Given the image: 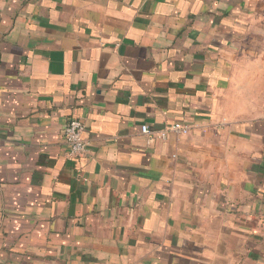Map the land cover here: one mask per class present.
<instances>
[{
    "label": "crops",
    "instance_id": "1",
    "mask_svg": "<svg viewBox=\"0 0 264 264\" xmlns=\"http://www.w3.org/2000/svg\"><path fill=\"white\" fill-rule=\"evenodd\" d=\"M252 5L0 0V264H264Z\"/></svg>",
    "mask_w": 264,
    "mask_h": 264
},
{
    "label": "built area",
    "instance_id": "2",
    "mask_svg": "<svg viewBox=\"0 0 264 264\" xmlns=\"http://www.w3.org/2000/svg\"><path fill=\"white\" fill-rule=\"evenodd\" d=\"M187 125L175 122L167 127L168 130H176L183 133L187 131ZM85 125L79 118L72 117L67 120L62 128L63 142L67 147V155L69 158H75L84 155L88 150V142L83 137ZM142 131L148 132L146 125L142 126ZM165 132L161 134L164 136Z\"/></svg>",
    "mask_w": 264,
    "mask_h": 264
},
{
    "label": "rangeland",
    "instance_id": "3",
    "mask_svg": "<svg viewBox=\"0 0 264 264\" xmlns=\"http://www.w3.org/2000/svg\"><path fill=\"white\" fill-rule=\"evenodd\" d=\"M252 4L253 5L251 9V14L247 17V21L252 22L253 26L247 32L248 34L247 36L250 39H255V40L261 39L262 41L261 45L259 44L253 45L251 48L253 53H260L261 51H264V0H252ZM237 50H239L238 47ZM239 52L245 53L243 49L242 50L240 49Z\"/></svg>",
    "mask_w": 264,
    "mask_h": 264
}]
</instances>
